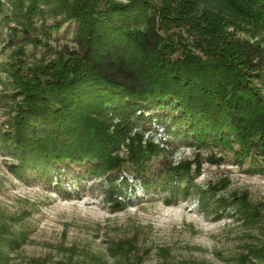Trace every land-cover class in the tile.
Returning a JSON list of instances; mask_svg holds the SVG:
<instances>
[{
    "label": "rangeland",
    "instance_id": "rangeland-1",
    "mask_svg": "<svg viewBox=\"0 0 264 264\" xmlns=\"http://www.w3.org/2000/svg\"><path fill=\"white\" fill-rule=\"evenodd\" d=\"M108 1L0 0L2 262L264 264V165L255 157H239L232 145L201 144L168 118L161 123L168 107L137 111L128 124L144 145L162 148L143 173L149 179L162 176L153 188L129 161L97 173L87 160L54 165L49 174L31 168L15 172L11 134L23 96L14 74L49 78L55 61L80 49V19L73 16L82 8L78 5L97 10ZM186 29L180 32L191 41ZM262 78L258 84L264 91ZM112 120L114 130L122 119ZM120 154H128L126 144ZM168 166L186 178L169 173ZM171 183L188 188V194L170 189Z\"/></svg>",
    "mask_w": 264,
    "mask_h": 264
},
{
    "label": "trees",
    "instance_id": "trees-1",
    "mask_svg": "<svg viewBox=\"0 0 264 264\" xmlns=\"http://www.w3.org/2000/svg\"><path fill=\"white\" fill-rule=\"evenodd\" d=\"M84 5L73 13L80 19L79 50L55 61L45 80L14 74L23 96L11 134L16 173L31 168L49 174L54 165L85 160L94 173L107 172L129 161L153 188L162 176L143 173L162 148L144 145L128 125L137 111L152 106L170 108L161 123L170 119L185 136L232 145L239 157L264 165V91L258 84L264 76V0H112L97 10ZM114 115L122 121L112 130ZM169 188L188 194V188ZM2 260L0 247V264H6Z\"/></svg>",
    "mask_w": 264,
    "mask_h": 264
}]
</instances>
